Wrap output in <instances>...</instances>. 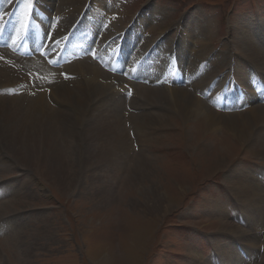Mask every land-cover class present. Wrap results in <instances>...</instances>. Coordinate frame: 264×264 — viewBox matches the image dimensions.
<instances>
[{"label":"rangeland","instance_id":"rangeland-1","mask_svg":"<svg viewBox=\"0 0 264 264\" xmlns=\"http://www.w3.org/2000/svg\"><path fill=\"white\" fill-rule=\"evenodd\" d=\"M5 1L0 0V5H4ZM64 1L49 0L46 5L41 0H19L21 4L15 7L17 13L13 15L6 33L18 34L19 19L25 17L29 9L37 3H40L37 11H42L48 16L51 26L73 24L78 19L77 13L68 15V11L63 10L66 6ZM87 2L89 4L86 12L92 8L97 13L99 6L105 8L101 19L99 16L92 17L94 20L97 17L100 19L93 23L97 25L95 32H103L101 35L100 32L93 34L98 42L102 43V37L108 31L106 27L112 22L113 36L110 41L116 38L114 35L119 36L127 29L126 34L131 31L126 35L125 42L128 39H139L142 44L149 45L151 42L165 41L164 49L166 44L170 43L172 48H177L181 34L188 29L191 33H196L193 37L194 52L207 45L216 55L227 53L233 57L240 55L234 38L242 34L248 22L254 24L251 27L254 31L264 20V0ZM87 2L82 8H85ZM9 6L12 7V1H9ZM43 13L36 14L35 19L42 17L39 24L44 21ZM22 20L24 18L21 22ZM198 25H202V29L207 27L208 40H203L208 35L197 28ZM53 29L46 27L44 32L39 31L37 36H42L43 33L47 38V33ZM86 31L84 27L81 34ZM49 34L53 37L52 32ZM87 37L91 38V35ZM4 42L10 44L8 41L2 43ZM109 42L102 44L108 47ZM90 45L86 41L80 44L82 48L86 47L88 56ZM131 46L132 44L130 49ZM7 49L8 46L1 49L9 51L10 54L7 56L9 62L6 61V67L11 68L12 65V68L25 70L24 64L28 63L24 61L30 59H23L14 54L10 50L11 47ZM133 50L135 53L134 48ZM161 52L165 53L163 50ZM176 53L180 56L178 50ZM0 56L2 60V55ZM88 56L76 61L90 59ZM157 57L162 58L163 55H154V58ZM183 57L180 56L178 62L184 65V69H189L191 59L185 62ZM233 57L229 64H232ZM208 63V60L204 61L203 66ZM44 64L46 65L45 61ZM152 64L150 61L147 68ZM223 64L216 65L215 69L208 66L205 75H213L211 87L217 83L216 88L220 89L221 82L226 80L227 84L225 81L223 88L230 90L228 85L230 82L238 83V75L235 71L231 73L230 66L225 62ZM211 70L214 73H211ZM247 70L254 73L249 85L257 89V79L258 83H264L262 71L253 65ZM141 73L143 75L140 76L147 75L145 71ZM125 74L126 71L122 69L116 76L121 77L124 83L131 82L132 86L140 84V77L136 76L134 81H127ZM180 79L164 85L170 88H188L189 81ZM156 87L160 88L161 83ZM234 89L237 94L242 93L237 84ZM126 90L123 94L132 92L133 96L132 88L126 87ZM207 97L205 95L202 99L206 100ZM228 99L226 98V101L232 105L231 97ZM260 104L264 105V101L261 100ZM237 106H240L234 107L240 109L237 112L246 111L244 103L239 102ZM158 107L160 106H152L140 112L167 114L166 108ZM222 107L228 108L222 111L229 114L230 107L233 106L225 104ZM174 113L168 111L169 116L173 118L170 124L165 123L160 129L152 128L143 134L144 144H140L143 141L135 142L134 150L128 151L134 161L128 159L127 164L124 161H118V164L85 162L78 158L81 149L76 147L72 138H67L62 143L61 152L66 157L67 167L66 176L61 183L55 179L59 175L51 170L52 174L49 176L48 168L42 167V163L26 164L19 154V146H11L7 136L0 131V264H222L225 251H230L231 257L239 258V262L229 259L226 264H237L242 262V259L244 264H264V220L260 224L252 223L247 216L249 213L245 211L244 204L239 199L237 189L240 186L236 185L237 181L234 179V172L238 169L258 177L264 185V158L253 155L248 146L233 137L225 127L218 136H228L230 145L236 147L234 155L225 153L224 157L217 158L203 154L200 157L197 155V144L186 143V138L190 135L189 124L193 121L186 123ZM177 121L181 124L179 131V125H174ZM127 129H130V137L135 141L133 128L128 125ZM206 136L210 137L208 134ZM204 139L200 141V145L204 143L203 152H206L205 148L208 145L211 147V141ZM139 155L152 159L150 167L154 173L149 170L146 177L141 176L136 180V176L140 175L135 170ZM179 175H182L181 182H186V185L171 182ZM160 200L164 202V206L169 205V209L156 210ZM123 213L127 215L126 219ZM121 219L122 223H119ZM143 232L147 237L143 244H139L132 236ZM234 250L240 257L234 254Z\"/></svg>","mask_w":264,"mask_h":264},{"label":"bare ground","instance_id":"bare-ground-1","mask_svg":"<svg viewBox=\"0 0 264 264\" xmlns=\"http://www.w3.org/2000/svg\"><path fill=\"white\" fill-rule=\"evenodd\" d=\"M9 1L11 0H6L5 4L0 7V43L2 44L3 41H8L10 45L17 46V50L19 48L21 50L22 47H29V49L23 51L34 53V58L29 61H24L30 67L27 66L28 64H24V68L26 69L23 71L18 67L12 68V65V69L10 67L9 69L6 67V61L9 62L7 57L10 55L8 53L9 51L0 49V54L2 55V60H0V131L7 136L11 146H19L21 150L19 154L26 164L30 162L42 163V167L46 166L48 168L47 174L49 176H51L52 171L59 175L55 179L61 183L63 177L65 178L66 176L65 170L67 167L65 162L66 157L61 152L62 143L67 138H72L76 143V147L81 149V152H78V158L85 162L118 164V161H124L126 163L128 159L134 161L128 151L134 150L135 142L140 143V141L145 139L143 134L147 130H152V128L160 129L161 125L165 123L170 124L169 122L173 118L169 116L168 111L175 112L176 117H181L186 123L190 122V120L193 121L192 124H189L190 135L186 138V143L195 142L194 144H197L196 149L199 148L197 155H200V157L203 154H206L207 157L212 156L217 158L224 157L223 155L225 153L230 156L234 155L236 147L230 145L228 136H218V133L225 127L233 137L245 143L253 155L264 158V105L260 104L261 100L264 101V83L261 81L258 83L257 79V89L249 85V81L252 79L251 76L254 73L249 72L253 69L249 68L250 70H247L248 67L252 68L253 65L257 70H261V74L264 75V20L254 31L251 30L254 24L248 22L249 24L242 30V34L234 38L236 49H240V55H236V57L227 53L216 55L212 53V49L207 45L194 52L193 37L196 33L193 34L190 30L185 29L181 34V39L179 38V45L177 48L174 46V48L178 50L180 56H184L185 62L191 59V67L188 66L189 69H184V65L179 62V71L176 75L173 74L176 72V68L170 67V64L175 61L171 43L166 44L167 47L163 50L165 53H162L161 50L165 41H160L143 60L144 53L148 51L150 44L154 42L146 45L145 43L142 44V41L139 39L132 41L128 39L129 46L132 44L131 50L134 52V48L136 52L131 60L130 67L127 68V78H134L137 74L139 75L141 71L143 72L146 69V64L154 61L152 66L146 69L147 71L145 72H147V75L142 76L146 82L132 86L131 82L124 83L116 76L107 73L98 64H94L95 62L93 63L91 59L83 58L78 62L70 60L73 55H78V53L73 54L77 51L71 50L69 52L70 47L73 45L71 38L75 35L70 36V39L66 41V49L60 53V48L64 44L74 23L68 26H63L60 23V27L58 26L59 29L56 27L50 31L53 33V37L49 38L50 32H48V36L45 38L43 33L42 36H37V32H44L46 27H50L45 20L42 24H39V20L42 17L36 18L33 21L30 20L31 18L22 17L24 20H22L21 26L17 27L18 34L9 35L6 33L7 29L10 28V21L15 14L13 13L7 26L4 28L3 24L6 21V17L10 14L9 11H6L8 10L6 6ZM41 1L48 5L49 0ZM85 2L87 0H83L82 2L81 0H65L64 3L66 6H64L65 9L63 10H67L68 15L77 13L78 18L82 14L81 11L85 10L82 8ZM38 4L40 7V3ZM104 10V7L99 6L97 13L94 10L92 12L89 11L87 14L89 16L91 15V17H83V26L87 30L86 33L88 35L99 32L101 35L103 33L102 30L99 31L98 29V32H95L97 25H93V23L95 24V22H98L104 16ZM93 16H99L100 19L97 17L94 20L92 19ZM25 18L31 25L30 28L33 29V32L32 35L27 36L25 40L27 42L23 44L21 40L22 37L25 39ZM113 23L106 27L108 31L103 35L102 43L111 40L113 36ZM201 27L202 25L197 26V28L208 35L205 37L201 34L203 38L205 37L203 40H208L209 34L206 30L207 27L204 26L203 29ZM59 37L60 40L58 41ZM76 37L78 40H81L80 36L77 35ZM117 38H113L111 47L105 49L107 52L104 48H101V44L96 46L97 50L104 51L101 55L97 54L103 63L104 61H108V64L112 65L113 60L116 58L118 51L114 48V45L120 43V39ZM45 44L48 45L47 53L49 54L48 60L50 62H55L59 57L61 58V62L66 59H69V62L59 69H53L47 64L45 65L44 61L47 59L41 55H36V52ZM3 45L9 46L7 42H4ZM121 52L123 53L120 54L119 62L123 61L122 56L125 55L123 43ZM160 54L163 55V58H154V55ZM52 55L54 57H51ZM180 56H176L177 61ZM231 57H233V61L232 64H229V61L232 60ZM183 58H181L182 62ZM207 60L209 62L208 65L202 66L201 63ZM224 62L230 66L231 73L235 71V74L238 75V79H236L239 80L238 85L242 93L237 94L236 90L232 92L227 90L219 94L221 87H223L226 81L224 80V82H221L219 90L214 91L209 96L207 95L206 100L202 99L200 95L207 88L211 90L212 87L216 88L218 85L214 83L211 87L214 78L213 75H205L207 72L205 69L208 66L214 68L216 65H224ZM211 73L214 72L212 71ZM107 74L109 75L107 76ZM179 75L192 76L188 88H177L176 86L170 88V86L164 85V83L170 84L171 82L175 83L178 79L181 80ZM150 83L152 85H149ZM155 83H161V87H156ZM225 83L227 84V81ZM233 85L230 82L228 86L232 88ZM126 87L133 89V96L127 98L123 94ZM257 92L259 93L257 94ZM225 96L234 98L232 105H229L233 106L230 107L231 113L229 114L222 111V109L228 110V108H224L219 104L222 103L220 100H223ZM239 102L244 103L245 112L242 110L241 112H237L240 109L234 108L240 107L237 106ZM157 105L160 107L163 106V109L166 108L168 110H165L167 114L150 112L142 114L140 112L145 108ZM131 110H134V112ZM177 124L179 125L177 130H181L180 122L177 121V123H174V125ZM128 125L133 128L132 131L136 137L135 141L130 137V129H127ZM81 134L83 135L80 136ZM207 134L210 137H207ZM204 138H206V141H211V147L208 145L205 148L206 152H203L204 143L200 145V141L205 140ZM140 144H144V141ZM135 163V170L140 174H138V177L135 175L136 180L141 176L146 177L149 170H152L150 167L153 163L152 159L139 155ZM235 171L234 179L237 181L236 185L240 186L237 192L240 194L239 199L244 204L245 211L249 213L247 216L252 220V223L260 224L264 220V185L258 177L256 178L251 174H246L242 170L236 169ZM152 173H154L153 170ZM180 176L182 175H179L178 178L171 182L173 184L176 182L180 185H186V182H181L182 179ZM261 179L263 178L261 177ZM164 209H169V205L164 206V202L160 200L156 210ZM122 215L124 219L127 218L126 214L123 213ZM119 223H122V219L119 220ZM132 237L139 244H143L147 235H144L143 232L140 235L135 234ZM253 237L256 239L254 234ZM225 252V257L222 258L224 260L222 264H226V260L229 261V259H235V262H239V258L230 256V251ZM234 254L239 256L236 251ZM244 263V259H242V262L237 264Z\"/></svg>","mask_w":264,"mask_h":264}]
</instances>
